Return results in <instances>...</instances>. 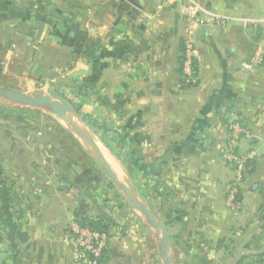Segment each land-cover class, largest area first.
Here are the masks:
<instances>
[{"label":"crops","instance_id":"obj_1","mask_svg":"<svg viewBox=\"0 0 264 264\" xmlns=\"http://www.w3.org/2000/svg\"><path fill=\"white\" fill-rule=\"evenodd\" d=\"M195 3L205 19L189 24L178 3L162 0H0V60L12 61L17 38L39 29L32 20L53 30L42 51L51 39L55 43L57 20H83L76 31L88 37L83 100L94 102L95 113L126 138L122 158L109 151L121 174L109 163L113 172L133 189L142 181L143 192L135 190L164 217L173 264H236L264 249V0ZM217 15L226 17L225 26L213 23ZM187 36L197 50V74L189 82L180 60ZM234 119L251 133L241 150L258 151L240 186L239 209L226 203L234 172L220 153ZM40 147L23 123H0V172L12 186L18 224L11 241L0 200V264H73L67 224L83 214L98 217L85 197L96 201L89 183L103 179L95 172L87 178L86 167L83 174L73 166L56 184L51 174L58 159ZM79 160L72 163L83 164ZM116 233L117 226L103 264H120L124 255Z\"/></svg>","mask_w":264,"mask_h":264},{"label":"rangeland","instance_id":"obj_2","mask_svg":"<svg viewBox=\"0 0 264 264\" xmlns=\"http://www.w3.org/2000/svg\"><path fill=\"white\" fill-rule=\"evenodd\" d=\"M40 6H43L42 10H44L45 7L42 3H40ZM56 11L58 12V10ZM32 22V25L38 26L39 29L26 30L21 38H17V56L12 61L0 60V87L22 90L32 95L56 92L67 99L82 117L87 130L103 150L108 162L118 170V174H121L114 157L111 155L112 153L109 152L118 154L120 151L119 137L112 131L109 132L103 129L107 126L112 129L114 124L111 120H103L100 115L95 113L94 102L83 100V79L87 78L83 75L84 51L83 47L77 49L74 46L76 31L83 30V20H57L54 31L56 40L55 43H52L50 38V51L47 50L49 52L42 51V49H44V46L48 47L45 44L47 35L51 36L53 30H48L47 26L45 27L38 20H32ZM89 54L88 61L91 62L90 58L93 53ZM59 118L61 117H58L48 106L18 103L7 100L0 94V123L6 125L23 123L25 128L29 130V134L37 135L40 148L44 147L42 153L49 149L50 154H53L52 158L58 159L55 171L51 174L54 176L53 179L56 184L61 186L60 176L73 166H78L79 172L82 171L83 174L86 167L89 171L86 174L87 178L95 172L103 179V183L99 185L95 183L92 185L87 180L91 191L95 193L97 198L96 201L94 196L85 198L91 205L95 204L98 217L109 228L115 229V226H117L118 233L115 235L124 241L125 246L124 255L117 258L118 263L163 264L161 257L163 242H160L163 240V233L161 229L152 226L145 214L135 206L131 199L125 196L123 189H131L127 180H124L121 186L117 185L102 167L97 153L84 144L69 123ZM104 146H107L108 150ZM83 147L92 155V159L84 153ZM45 154L47 155V153ZM79 159L83 164L72 163L73 161L79 162ZM122 160L124 161V159ZM125 166H127V163H125ZM87 178L85 177L84 181ZM135 183L138 184L135 189L138 188L136 190L142 193V181L140 183L135 181ZM228 196L229 194L226 196V203L229 200ZM141 198L145 202L143 195H141ZM153 207L156 210L159 209L158 204ZM157 218L163 220L164 217L161 215ZM176 231V229H173V232L176 233ZM137 237L139 243L135 242ZM155 237H158V243ZM122 245L119 247L120 250H122ZM178 250L177 245H174L173 253L178 252ZM178 263L180 262L178 261Z\"/></svg>","mask_w":264,"mask_h":264},{"label":"built area","instance_id":"obj_3","mask_svg":"<svg viewBox=\"0 0 264 264\" xmlns=\"http://www.w3.org/2000/svg\"><path fill=\"white\" fill-rule=\"evenodd\" d=\"M164 3H178L183 16L189 24L201 23L205 19L204 12L196 5L195 0H162ZM217 26H225L228 22L225 16L217 15L212 19ZM184 43V60L182 69L186 80L193 81L197 74V50L194 39L187 36ZM228 136L220 148L224 161L231 166L234 178L228 190V205L239 209L242 204L240 186L247 173L253 167V161L258 156L255 148L241 150L243 139H251V133L246 125L238 119L228 122ZM111 232L97 230L89 225H83L78 219L73 218L66 226L64 233L65 242L72 246L73 264H100L101 258L111 243Z\"/></svg>","mask_w":264,"mask_h":264},{"label":"water","instance_id":"obj_4","mask_svg":"<svg viewBox=\"0 0 264 264\" xmlns=\"http://www.w3.org/2000/svg\"><path fill=\"white\" fill-rule=\"evenodd\" d=\"M0 94H2V96L7 100L15 101L18 103L33 106H48L51 111H53L55 114H57L59 117L70 124L74 132L82 139L86 146L91 147L96 151L101 160V165L106 173L117 185H122V183L113 172L107 158L105 157V154L103 153V150L94 140L91 133L87 130V126L85 125L82 117L67 99L56 92L32 95L22 90L4 89L2 87H0ZM65 188L68 187L65 186ZM123 192L125 196L131 199L135 206L145 214L152 226L161 229L163 233V251L161 252V257L164 262L163 264H173V257L171 255V239L166 223L163 220H159L157 218V216L153 213L149 206L145 202H143L140 194L135 189L126 188L123 189ZM245 251L251 253V251L247 248L245 249ZM263 251L264 249L255 253L260 254Z\"/></svg>","mask_w":264,"mask_h":264},{"label":"trees","instance_id":"obj_5","mask_svg":"<svg viewBox=\"0 0 264 264\" xmlns=\"http://www.w3.org/2000/svg\"><path fill=\"white\" fill-rule=\"evenodd\" d=\"M87 38H88L87 35L83 34V32L77 33V35L74 38L75 48L82 49L83 41H86ZM184 53H185V51H184V44H183L182 55L180 57L181 66H182V62L184 60ZM182 74H184L183 69H182ZM12 115L18 116L17 114H12ZM103 129L105 131H109V132L112 131L115 135H117V137H119V143H120L119 147L124 148V146L126 144V138L123 136V134L120 131L113 130V129L107 128V127L106 128L103 127ZM119 156L122 157L120 154H119ZM11 191H12V186L7 181V178L4 175V172L1 171L0 172V200L2 203V209L4 211L6 219L8 220L9 226H10L9 238L11 241H14L15 236H16L17 231H18V224L15 221L14 214L12 211L13 197H12ZM240 198H241V196H240ZM75 218L78 219L81 223H83V225H89L90 227L97 229V230H103V231H107L109 233L111 232V228H109L107 226V224L100 217H95V216L83 214V216L79 215ZM110 250H111V243H110L109 247L106 249L104 255L102 256L100 264H103V262L106 260ZM119 255H121V254H119ZM252 257L254 259H252ZM247 258H251L250 260L252 262H259V263L261 262V264H264V251L260 254L246 255V256L242 257L239 261H237L236 264H251L250 261L246 262Z\"/></svg>","mask_w":264,"mask_h":264},{"label":"bare ground","instance_id":"obj_6","mask_svg":"<svg viewBox=\"0 0 264 264\" xmlns=\"http://www.w3.org/2000/svg\"><path fill=\"white\" fill-rule=\"evenodd\" d=\"M44 109H45V108H44ZM46 110H47V109H46ZM46 110H45V111H46ZM58 117H59V116H58ZM59 119H61V118H59ZM62 121H63V120H62ZM64 121H65V120H64ZM67 123H68V122H67ZM67 123H66V124H67ZM67 126H68V125H67ZM91 149H92V148H91ZM93 151L96 152L94 149H93Z\"/></svg>","mask_w":264,"mask_h":264}]
</instances>
